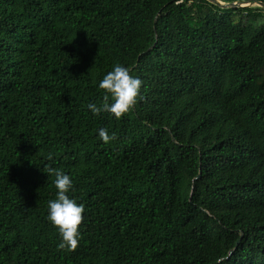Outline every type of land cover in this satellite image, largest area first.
Listing matches in <instances>:
<instances>
[{
	"label": "trees",
	"instance_id": "obj_1",
	"mask_svg": "<svg viewBox=\"0 0 264 264\" xmlns=\"http://www.w3.org/2000/svg\"><path fill=\"white\" fill-rule=\"evenodd\" d=\"M216 1L0 0V264H264V0ZM116 63L137 101L93 115Z\"/></svg>",
	"mask_w": 264,
	"mask_h": 264
},
{
	"label": "clouds",
	"instance_id": "obj_2",
	"mask_svg": "<svg viewBox=\"0 0 264 264\" xmlns=\"http://www.w3.org/2000/svg\"><path fill=\"white\" fill-rule=\"evenodd\" d=\"M141 85L139 77L131 75L126 66L116 63L102 76L97 85L103 90L104 102L100 105L89 102L87 108L93 115L107 112L115 118H120L136 103ZM97 135L104 143L110 142L115 136L102 127L97 129ZM46 173L54 176L52 183L56 189L55 198L47 202V220L59 236L56 247L71 252L79 242V226L83 219L84 205L68 195L74 189L73 181L67 173L52 167H48Z\"/></svg>",
	"mask_w": 264,
	"mask_h": 264
},
{
	"label": "water",
	"instance_id": "obj_3",
	"mask_svg": "<svg viewBox=\"0 0 264 264\" xmlns=\"http://www.w3.org/2000/svg\"><path fill=\"white\" fill-rule=\"evenodd\" d=\"M208 2L210 3H213L217 6H220V7H240V6H244V5H248V4H242V3H239V2H234V3H229V4H223L221 2H218L216 0H207ZM256 5L260 6V7H264V4L263 3H256ZM199 177V175L196 177V179ZM239 244V240L236 242V246ZM233 252V250H231L229 252V254H231Z\"/></svg>",
	"mask_w": 264,
	"mask_h": 264
}]
</instances>
